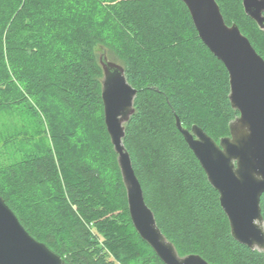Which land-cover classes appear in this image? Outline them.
<instances>
[{"label":"trees","instance_id":"trees-1","mask_svg":"<svg viewBox=\"0 0 264 264\" xmlns=\"http://www.w3.org/2000/svg\"><path fill=\"white\" fill-rule=\"evenodd\" d=\"M264 60V27L215 0ZM136 90L123 145L157 227L180 257L264 264L237 243L177 120L216 143L238 113L223 64L181 0H0V196L63 264H163L134 230L106 132L98 51ZM264 222V194L260 198Z\"/></svg>","mask_w":264,"mask_h":264},{"label":"water","instance_id":"water-1","mask_svg":"<svg viewBox=\"0 0 264 264\" xmlns=\"http://www.w3.org/2000/svg\"><path fill=\"white\" fill-rule=\"evenodd\" d=\"M244 13L264 27V0H241ZM198 38L225 67L229 102L238 113L229 124V135L216 143L198 126L176 127L219 195V204L232 238L239 244L264 252V222L260 198L264 194V60L235 24L226 25L215 0H181ZM102 71L101 102L122 183L128 214L138 236L163 264H209L200 256L180 257L163 236L123 145L124 125L134 113L136 90L128 84L124 68L98 56ZM0 264H63L43 243L33 239L0 196Z\"/></svg>","mask_w":264,"mask_h":264},{"label":"rangeland","instance_id":"rangeland-1","mask_svg":"<svg viewBox=\"0 0 264 264\" xmlns=\"http://www.w3.org/2000/svg\"><path fill=\"white\" fill-rule=\"evenodd\" d=\"M98 56H99V54L101 53V51L99 50L98 52ZM108 54H106V56H107ZM107 58H108V56H107ZM109 59H110V61H113V62H115V63H118L119 64V62H118V60H116L114 57H109Z\"/></svg>","mask_w":264,"mask_h":264}]
</instances>
